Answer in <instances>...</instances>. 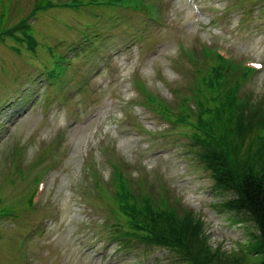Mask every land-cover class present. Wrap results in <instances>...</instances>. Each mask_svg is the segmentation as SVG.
<instances>
[{
  "label": "rangeland",
  "instance_id": "rangeland-1",
  "mask_svg": "<svg viewBox=\"0 0 264 264\" xmlns=\"http://www.w3.org/2000/svg\"><path fill=\"white\" fill-rule=\"evenodd\" d=\"M66 1L32 18L36 52L0 40V264H185L191 245L181 241L193 231L177 222L150 224L163 230L159 241L165 234L177 241L171 248L124 239L143 230L123 214L118 182L151 195L155 210L200 218L214 259L258 264L248 245L255 223L220 206L206 149L196 150L199 105L191 95L201 88L207 106L218 104L210 95L219 94L199 81L216 60L205 50L241 66L264 63V0H164L162 25L133 8ZM37 2L0 0V23L18 22ZM191 48L193 60L184 55ZM54 67L62 72L53 80ZM240 94L264 100V67L242 80ZM185 98L195 114L176 124L167 116ZM236 117L208 116L218 133ZM39 181L46 189L37 202Z\"/></svg>",
  "mask_w": 264,
  "mask_h": 264
},
{
  "label": "trees",
  "instance_id": "trees-1",
  "mask_svg": "<svg viewBox=\"0 0 264 264\" xmlns=\"http://www.w3.org/2000/svg\"><path fill=\"white\" fill-rule=\"evenodd\" d=\"M156 1L150 0L149 2L155 5L157 4ZM73 2L88 3V1L84 0H73ZM91 2H94L95 5L106 4L112 6L125 4L124 0H91ZM52 7L53 2L51 0H38L28 16L9 26H4L0 23V40L5 42L8 38H11L16 42L26 43V47L29 50L33 53L36 52L38 40L34 34L31 20L38 11ZM11 47L16 51H20L15 46ZM203 55L216 60L215 63L212 61V65L207 72L202 74V80L199 81H202L207 89L212 92L216 91L219 95H210L211 100L214 99L218 102V104L213 105L216 107L207 106L206 99L202 98L203 90L201 88L194 90L191 95V100L199 105V116L195 127L200 132H198L200 137L197 136V141L201 143H195L198 148L196 150L206 149L203 156L214 177L215 188L224 195V201L220 203V206L236 214H244L255 223L257 232L253 234V239L249 240L248 245L258 256L256 262L264 264V134L258 131L259 128L264 130V100L259 102L250 95L240 94L242 80L247 79L254 72L253 70L235 65L228 58L215 51L207 52L205 50ZM138 89L141 93L146 90L141 87ZM146 97L149 96L146 95ZM150 99L151 97L148 98V100ZM187 100L188 98H185L180 102L179 106L181 109L178 110L179 113L177 115L174 114L173 118H171L169 114L167 117L178 123L183 121L192 122L190 114H195V112L186 102ZM149 103L155 108L163 109L160 110L164 114L172 111L170 107H163V104L159 102L148 101L146 104L150 106ZM204 106H207V117H204L202 113ZM217 106H219V109H216L218 108ZM213 111L221 116L227 114V117L237 114L236 118L240 122L235 123L234 120L226 118L225 125L220 126L218 129L219 134L216 132L217 129L211 128L213 127V121L208 118ZM237 137L241 138L236 142ZM200 144H202V148ZM116 172L120 176L123 175L121 170H116ZM113 184H116V182ZM117 185L121 191L120 200L124 202L121 205L123 214L133 227L143 230L142 235L136 231L131 233L132 237L124 235L125 240L140 239L147 243L164 242L171 248L177 241L169 239L168 235L165 234V237H162L160 242L159 237L163 234V230L150 226V224H153L155 219L174 221L179 223L184 229L193 231L192 235H187L190 240L181 241V244L189 242L191 245L190 250L185 255L187 262L181 259L183 263L211 264L214 262L216 264H233L229 263L230 260L221 261L218 256V260L214 259V253L209 249L210 247L213 248V246L206 242L207 235L203 234L200 229V218L195 221L188 215L181 218L176 213L175 207H171L166 211L155 210L154 207L152 208L151 195L136 196L128 191L130 184L123 185L118 182ZM176 205L179 206L180 204L177 203ZM158 214H162L163 218L158 217ZM187 236L184 235V237ZM198 236H200V239L193 242L192 240H195ZM221 255L224 258L229 257V253L226 250H221Z\"/></svg>",
  "mask_w": 264,
  "mask_h": 264
}]
</instances>
